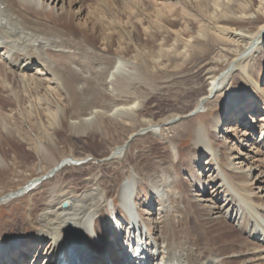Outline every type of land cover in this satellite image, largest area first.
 <instances>
[{"label":"bare ground","instance_id":"obj_1","mask_svg":"<svg viewBox=\"0 0 264 264\" xmlns=\"http://www.w3.org/2000/svg\"><path fill=\"white\" fill-rule=\"evenodd\" d=\"M60 3L70 5L73 0H0V74L6 83L8 80L21 81L30 88L35 99H39L37 95L42 88L46 89V83L57 85L66 100L62 119L72 136L85 137L102 132L103 117L125 119L124 125L134 131L127 140L134 135L156 136L158 132L153 126L158 123L150 124L136 117L135 102L127 103L129 101L126 102L123 95L118 94L119 90L115 91L116 94L105 91L109 83H114L107 82L106 74L109 71L113 77L119 69V65H114L115 61H110L107 54L103 53L96 63L104 65L102 69L98 66L99 71L88 72V69L85 71L71 65L83 63L71 44L77 39L76 36L65 31L66 28L71 30L74 18L67 7L63 6L61 12L56 9ZM255 6L248 8L243 5L238 11L240 13L221 15L216 19L218 22L213 23L214 31L220 38L235 42L245 39L248 43L243 52L237 54L225 68L210 72L208 89L199 97L193 109L185 114L186 118L201 115L200 109L207 106L210 95L220 91L222 85H228L224 82L235 69H240L254 87H259L248 61L255 53L264 52V0H257ZM57 20H62L64 25H56ZM72 27L74 29L75 24ZM66 34L73 41L62 39ZM86 39L89 40L88 37ZM102 43L106 48V44ZM23 64L26 66L22 67ZM34 64L40 69H34L37 75H29L28 70ZM261 93L264 97V88ZM171 119L174 117H166L160 123L165 124ZM190 122L193 121L190 119ZM220 122H223V118L214 114L191 126V129L187 126L175 129L171 138H178L179 143L176 149L169 147L166 159L161 156V159L159 157L152 161L137 147L129 151L130 143L126 141V145L123 141L109 147L107 154L94 155L97 163L93 165L97 171H91L88 177L79 182L65 180L58 183L40 196L37 203L31 204L35 213L30 208L31 214L28 216L31 219L20 222L23 223L21 227L29 225L32 232L13 236L12 243L0 242V264H6V252H15V249L23 247L26 237L45 242L44 264H55L61 252L65 254L63 261H70L69 255L75 254L76 264L79 262L75 258L83 264H264V206L254 202L250 191L242 188L250 185L251 179H254L251 177L252 169L244 166L243 157H240L243 154L237 153L239 147H234L235 143L228 146L233 140L219 134L222 131ZM10 132L5 130V135L10 136ZM228 133L240 137L248 135L247 131L238 129V122L227 126ZM189 136L190 147L194 151L188 154L184 162L181 145ZM4 139L11 146L10 140L3 136ZM52 148L51 145L38 148L41 158L53 166L50 173L67 163L73 166L78 162L87 163L85 156L70 157V160L56 158ZM204 152H208L209 156L198 167L199 155ZM4 154L0 150V162ZM109 163L113 164V168L118 164L124 170V179L114 185V189L101 175V169ZM205 173L208 176L204 180L202 177ZM33 187L34 183H30L1 195L0 204L23 196ZM142 196L149 199L148 204L141 202ZM220 199L223 202L217 204ZM152 203H156L157 207L147 212L144 206ZM118 216L122 220L119 221ZM227 218L234 222L233 227L229 225L230 229L221 222ZM121 221L127 223L125 228L128 234L121 241L123 251H119L120 256H124L115 262L114 255L111 256L108 249L109 238L115 230L122 231L124 222ZM231 231L237 233V247L245 242L250 246L234 249L236 241ZM132 238L136 242L134 248ZM150 247L161 252L159 261L156 262ZM93 249L97 256L106 258L90 259ZM15 259L11 264L25 260L16 262Z\"/></svg>","mask_w":264,"mask_h":264},{"label":"rangeland","instance_id":"obj_2","mask_svg":"<svg viewBox=\"0 0 264 264\" xmlns=\"http://www.w3.org/2000/svg\"><path fill=\"white\" fill-rule=\"evenodd\" d=\"M243 5L250 8L257 5V0H73L70 5L58 4L56 9H59V12L63 6L67 7L72 19L74 18L72 22L75 28L73 29L72 23L71 30L66 28L65 31L75 35L77 39L73 41L69 34L63 35L62 39L74 42L71 44L75 46L74 51L83 64L71 65L85 71L88 69V72L96 69L99 71L104 65L96 63L103 53L107 54L110 61H115L114 65H119V69L113 77L109 71L106 74L107 82L115 84L109 83L105 91L116 94L119 90L118 94L123 95V99L129 101H126L127 103L135 102L136 117L150 124L158 123L153 126L158 134L142 137L134 135L129 141L127 138L134 131L124 125L125 119L103 117L102 121L100 120L102 132L85 137L72 136L66 128L65 120L62 119L66 100L57 85L46 83L47 90L42 88L37 95L39 99H35L26 84L19 80H8L7 84L0 74V150L5 153L3 161L0 162V166L3 165L0 172V196L34 183V187L28 193L0 204V242L12 243L13 236L31 233L29 225L24 224V227H21L23 223L20 222L31 219L28 216L31 214L30 208L35 213L31 204H35L38 198L48 193L54 185L65 180L79 182L88 177L91 171H97L94 168L97 163L93 159L94 155L107 154L109 147L126 141L130 143L129 151L137 147L152 161L159 157L161 159V156L166 159L170 152L169 147L176 149L179 143L178 138H171L175 129L184 126L191 129V126L209 119L214 114L223 118V122H220L222 131L219 134L233 140L228 146L231 147L232 143H235L233 146L239 147L237 153L243 154L240 157H243L244 166L252 169L251 177L254 179H251L250 185L242 188L250 191L254 202L264 206V97L261 93L264 88V52L255 53L248 61L254 80L258 82V88L254 87L245 73L235 69L224 82L228 85H222L220 91L210 95L207 106L200 109L201 115L185 117L208 89L211 82L209 77L212 75L210 72L225 68L246 47L248 40L235 42L220 38L213 28V23L218 22L216 19L219 16L238 14ZM214 15L215 18L212 19ZM55 23L60 27L64 25L62 20ZM102 42L106 44V48ZM25 66L26 64H23L22 67ZM36 68L40 69L34 64L28 70V74L37 75L34 73ZM166 117L174 119L165 124L160 123ZM190 119L193 122H190ZM237 122L238 129L247 131L248 135L240 137L227 134V126ZM5 130H10L11 135L6 136ZM3 136L10 140L11 146L6 144L5 139L2 140ZM240 141L242 143H239ZM190 144L191 136L183 142V146L181 145L184 150L182 158L184 162L188 154L194 151ZM41 145L46 147L51 145L56 158L70 160V157L85 156L88 164L75 162L76 165L73 166L67 163L54 173H50L53 166L43 160L38 153ZM199 156L198 167H201L209 154L204 152ZM112 165L105 164L101 169V175L114 189V185L124 179V170L120 169L118 164L114 165V168ZM207 176L205 173L202 178L205 180ZM140 200L149 203V199L144 196ZM222 202L220 199L217 204ZM156 207V203L144 206L147 212ZM118 218L119 221L122 220L121 217ZM228 219L221 222L228 225L225 227L229 225L233 227L234 222ZM15 222L18 224H14ZM122 225V231L115 230L109 238L108 249L111 256L114 255L115 262L124 256H120L119 251H123L122 238L126 236L127 223L124 222ZM224 231L227 233V229ZM231 235L236 241L237 233L232 232ZM42 243L26 237L23 247H20L21 251L17 248L15 252L4 254V257L7 254L6 264H11L15 258L16 262L25 259L19 261V264H44L43 253L46 244ZM131 243L134 248L135 239ZM249 246L245 242L237 247L236 241L233 248L245 249ZM129 248L131 251V246ZM154 250L150 247L157 262L162 254ZM63 255L65 254L62 252L58 255L55 264H76L75 254L69 255L72 259L70 261H63ZM95 257L106 258L103 255L97 256L93 249L90 259L93 260ZM75 259L79 264H83L79 259Z\"/></svg>","mask_w":264,"mask_h":264},{"label":"water","instance_id":"obj_3","mask_svg":"<svg viewBox=\"0 0 264 264\" xmlns=\"http://www.w3.org/2000/svg\"><path fill=\"white\" fill-rule=\"evenodd\" d=\"M57 168H54V170H56Z\"/></svg>","mask_w":264,"mask_h":264}]
</instances>
